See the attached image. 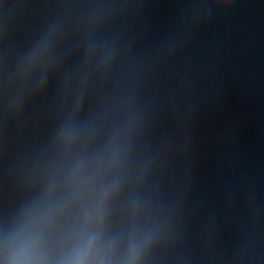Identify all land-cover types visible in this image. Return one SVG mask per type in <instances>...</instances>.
<instances>
[{"label": "water", "instance_id": "obj_1", "mask_svg": "<svg viewBox=\"0 0 264 264\" xmlns=\"http://www.w3.org/2000/svg\"><path fill=\"white\" fill-rule=\"evenodd\" d=\"M0 264H264V0H0Z\"/></svg>", "mask_w": 264, "mask_h": 264}, {"label": "clouds", "instance_id": "obj_2", "mask_svg": "<svg viewBox=\"0 0 264 264\" xmlns=\"http://www.w3.org/2000/svg\"><path fill=\"white\" fill-rule=\"evenodd\" d=\"M41 213H34L31 217H30V221L31 220H36V219H40L41 218ZM26 227H27V223H26V225H25ZM37 239H38V237H37Z\"/></svg>", "mask_w": 264, "mask_h": 264}]
</instances>
